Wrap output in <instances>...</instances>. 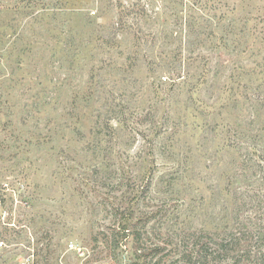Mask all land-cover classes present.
<instances>
[{"label":"rangeland","instance_id":"obj_1","mask_svg":"<svg viewBox=\"0 0 264 264\" xmlns=\"http://www.w3.org/2000/svg\"><path fill=\"white\" fill-rule=\"evenodd\" d=\"M262 177L264 0H0V264H175Z\"/></svg>","mask_w":264,"mask_h":264},{"label":"trees","instance_id":"obj_2","mask_svg":"<svg viewBox=\"0 0 264 264\" xmlns=\"http://www.w3.org/2000/svg\"><path fill=\"white\" fill-rule=\"evenodd\" d=\"M161 134L150 137L148 142L154 146V139L160 138ZM143 150L147 159L151 153L146 152L145 148ZM262 178L260 181L263 182ZM245 190L239 188L237 199L245 201L238 207L246 210L236 209L230 215L223 216L209 213L205 220L208 223L199 229L177 228L170 236L169 250L160 248L158 253L167 251V254L179 256L178 262L183 264H264V195L253 189L249 201L244 200ZM243 212L248 217H242Z\"/></svg>","mask_w":264,"mask_h":264}]
</instances>
